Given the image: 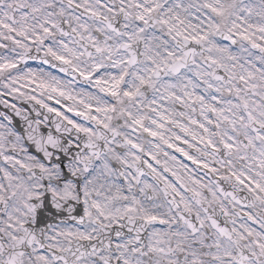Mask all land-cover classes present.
Here are the masks:
<instances>
[{
    "label": "snow or ice",
    "instance_id": "6c2138e0",
    "mask_svg": "<svg viewBox=\"0 0 264 264\" xmlns=\"http://www.w3.org/2000/svg\"><path fill=\"white\" fill-rule=\"evenodd\" d=\"M0 264H264V0H0Z\"/></svg>",
    "mask_w": 264,
    "mask_h": 264
}]
</instances>
